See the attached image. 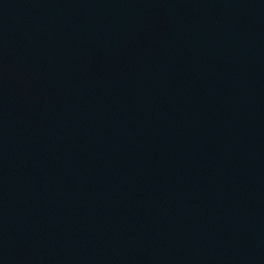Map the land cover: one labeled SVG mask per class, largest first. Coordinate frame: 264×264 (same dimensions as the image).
<instances>
[{"label":"water","instance_id":"obj_1","mask_svg":"<svg viewBox=\"0 0 264 264\" xmlns=\"http://www.w3.org/2000/svg\"><path fill=\"white\" fill-rule=\"evenodd\" d=\"M0 204L58 264H264V0H0Z\"/></svg>","mask_w":264,"mask_h":264}]
</instances>
